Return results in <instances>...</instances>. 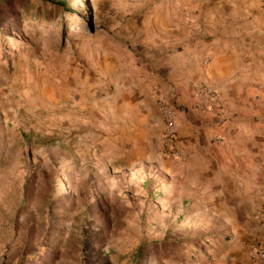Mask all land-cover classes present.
I'll return each mask as SVG.
<instances>
[{"label": "crops", "instance_id": "obj_1", "mask_svg": "<svg viewBox=\"0 0 264 264\" xmlns=\"http://www.w3.org/2000/svg\"><path fill=\"white\" fill-rule=\"evenodd\" d=\"M106 2L132 52L76 90L78 144L104 147L110 167L122 157V190L149 185L153 223L198 227L220 245L214 264H252L264 241L263 1ZM201 85L221 93L214 110L198 107ZM162 102L178 107L179 159L162 153Z\"/></svg>", "mask_w": 264, "mask_h": 264}, {"label": "rangeland", "instance_id": "obj_2", "mask_svg": "<svg viewBox=\"0 0 264 264\" xmlns=\"http://www.w3.org/2000/svg\"><path fill=\"white\" fill-rule=\"evenodd\" d=\"M106 4L0 0V264H214L198 227L153 223L149 185L122 190V157L78 144L76 90L132 52Z\"/></svg>", "mask_w": 264, "mask_h": 264}, {"label": "built area", "instance_id": "obj_3", "mask_svg": "<svg viewBox=\"0 0 264 264\" xmlns=\"http://www.w3.org/2000/svg\"><path fill=\"white\" fill-rule=\"evenodd\" d=\"M263 4H264V0ZM197 105L201 109L214 110L216 105L222 101L221 93L210 85H201L195 91ZM160 110L164 119V128L161 137L162 153L170 159H179L182 157L177 150L176 145L179 142L177 130L178 107L162 102ZM216 141L221 143V138L217 137ZM248 258L252 264H264V241H259L252 245L248 251Z\"/></svg>", "mask_w": 264, "mask_h": 264}]
</instances>
